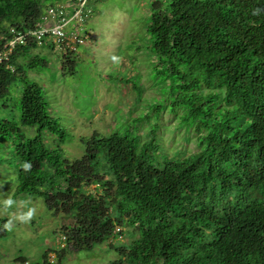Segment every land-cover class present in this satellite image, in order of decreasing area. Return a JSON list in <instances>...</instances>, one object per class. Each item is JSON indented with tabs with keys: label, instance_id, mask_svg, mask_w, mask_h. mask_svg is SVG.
<instances>
[{
	"label": "trees",
	"instance_id": "16d2710c",
	"mask_svg": "<svg viewBox=\"0 0 264 264\" xmlns=\"http://www.w3.org/2000/svg\"><path fill=\"white\" fill-rule=\"evenodd\" d=\"M46 1L0 0V47L9 27L36 24L56 2ZM152 11L145 31L171 102L159 93L148 116L93 135L71 164L60 148L66 130L17 62L36 44L18 45L10 69L0 67V97L20 81L16 114L0 120L1 147L17 165L15 193L71 217L61 254L90 250L125 227L130 241L116 248L114 264H264V0H168ZM44 64L35 56L27 68ZM62 68L74 67L67 59ZM164 109L175 128L194 132L195 152L161 150ZM144 120L153 123L143 134Z\"/></svg>",
	"mask_w": 264,
	"mask_h": 264
},
{
	"label": "rangeland",
	"instance_id": "374dc122",
	"mask_svg": "<svg viewBox=\"0 0 264 264\" xmlns=\"http://www.w3.org/2000/svg\"><path fill=\"white\" fill-rule=\"evenodd\" d=\"M62 1L56 0L54 4L60 5ZM90 1L93 15L86 31L93 37L78 50L73 73L62 70L59 52L49 47L38 46L26 59H17L25 78L42 89L50 115L66 130L67 137L60 148L70 164L85 154L93 135L104 137L123 132L140 119L139 113L148 116L150 106L156 109L160 94L162 99L168 95L171 100L170 81L164 80L162 70H156L159 62L151 52L145 31L153 14L152 4L168 0ZM35 56H41L45 64L30 70L27 64ZM160 84L164 86L159 87ZM138 86L143 90L140 96L134 89ZM19 91L17 79L9 87V96L0 97V120L16 114L13 104L17 103ZM175 120L166 109L161 112L156 129L161 150L169 154L175 150L184 154L195 152L196 135L192 130L175 128ZM152 123L144 120L140 132H148ZM23 130L31 136L33 129ZM45 141L49 147L57 145L56 138L48 137ZM1 146L0 143V264H114L119 259L116 248L130 241L129 229L122 227L121 235L96 243L90 250H66L61 254L63 228L71 223V217L48 209L41 197L15 193L17 165L3 151L5 146ZM9 199L12 203L6 205ZM29 210L33 211L31 218L26 217ZM9 221L10 230L4 227Z\"/></svg>",
	"mask_w": 264,
	"mask_h": 264
},
{
	"label": "built area",
	"instance_id": "2783aa9c",
	"mask_svg": "<svg viewBox=\"0 0 264 264\" xmlns=\"http://www.w3.org/2000/svg\"><path fill=\"white\" fill-rule=\"evenodd\" d=\"M93 14V9L90 0H69L63 6L55 8H47L46 17L50 19L48 25L36 27L33 31L28 32L29 36L34 37L40 41L43 36L50 37L53 41L63 44L70 49L82 42L81 35L83 34V27ZM46 18V19H47ZM46 23V21H44ZM16 36L13 40L22 42V32H13ZM13 43L8 44L6 53H2V59H6L7 53L12 49ZM62 245L65 238L62 236Z\"/></svg>",
	"mask_w": 264,
	"mask_h": 264
},
{
	"label": "clouds",
	"instance_id": "9594fccd",
	"mask_svg": "<svg viewBox=\"0 0 264 264\" xmlns=\"http://www.w3.org/2000/svg\"><path fill=\"white\" fill-rule=\"evenodd\" d=\"M67 1H69V0L63 1V3L60 4V5L47 6V8H50V7L55 8V7L63 6ZM90 4H91V1H90ZM47 8L45 7L43 9V14H42L40 20L36 24H34V25L30 26V27H23L21 29L19 27L18 28H16V27H9V29H8V35L6 36V38H4L3 36H1V39H3L2 40L3 42H2V45L0 47V67H3L4 69H7V70L10 69V67L7 65L8 61H9V56L13 53L14 49L18 45H24V46H26L28 43L36 44V48L38 46H45V47H49L52 50H57L59 52L60 56H61V65H62V60L65 61V60L68 59V60L71 61L72 66L73 67L75 66V64H76L75 63L76 62L75 61V58L76 57L79 58V52H78V50L80 49V47L86 41H88L89 38H92L93 37L92 34H89L86 31V24L88 23L89 20L85 23V25L83 27V34L81 35L82 42L81 43H78L77 42V44L74 46V49L73 50L70 49V45H68V48H67L63 44L57 43L56 41H53L50 37H48L46 35L43 36L40 41H37L34 37L29 36L30 34H28V32L33 31L36 27L37 28L38 27H42V26L48 25L50 23V19L46 17ZM44 21H46V23H44ZM17 31L18 32H22V35H23L22 42H20L19 40L15 42L13 40V38L16 36V34L13 33V32H17ZM10 43H13L12 49H11V51L9 53H7L6 59H2V57H1L2 56V53L3 52L6 53V51H7V47L6 46L8 44H10ZM62 70H64V69L62 68ZM71 71L73 73V70H71ZM69 73H70V71H69ZM23 168L25 169V171H27V170H29L31 168V164L28 163V162H26V163L23 164ZM11 203H12V200L11 199L5 201V204L6 205H10ZM32 215H33V211L32 210H29V212L26 213V217L27 218H31ZM4 227L5 228H8L10 230L11 229V221H9L8 223H6L4 225ZM116 230H118V228Z\"/></svg>",
	"mask_w": 264,
	"mask_h": 264
}]
</instances>
